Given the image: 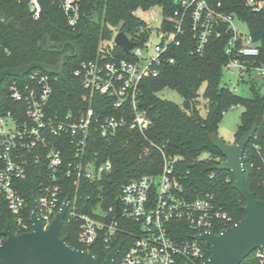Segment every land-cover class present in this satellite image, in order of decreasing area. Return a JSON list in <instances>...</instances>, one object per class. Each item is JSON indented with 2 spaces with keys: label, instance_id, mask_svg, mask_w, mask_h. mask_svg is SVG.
<instances>
[{
  "label": "built area",
  "instance_id": "obj_1",
  "mask_svg": "<svg viewBox=\"0 0 264 264\" xmlns=\"http://www.w3.org/2000/svg\"><path fill=\"white\" fill-rule=\"evenodd\" d=\"M26 1L32 18L39 20L42 1ZM53 1L75 27L81 18L79 0ZM160 1L159 43L150 41L152 26L147 23L141 30L148 33L146 40L137 44L129 36L135 42L126 52L129 58L82 61L74 71L88 92L85 107L55 109V83L60 76L41 68L9 84V96L18 106L0 113V204L12 215L13 224L0 231V246L7 239L3 232L8 225L15 235L33 230L34 201L47 228L67 196L64 224L77 225V247L94 252L98 246L106 251V258L121 245L115 264H201L209 255V246L197 236L210 231L220 234L232 225V217L217 206L213 196L195 194L179 182L174 156L160 146L162 166L123 182L114 204L105 205L101 197L92 206L80 204L83 195L79 190L102 182L114 169L112 160L104 158L100 142L108 143L122 130L136 131L147 139L145 131L152 120L141 103L142 84L176 62L173 49L184 37L194 40L193 53L203 54L210 40L228 33L226 66L238 71L239 82L264 81L259 42L238 28L236 20H241L223 10L221 1ZM245 4L264 11V0H245ZM256 149L258 168L264 170V151L260 146ZM30 177L36 183L31 203L25 192ZM71 188L73 196L66 191ZM87 200L92 201V196ZM254 252L257 264H264V248Z\"/></svg>",
  "mask_w": 264,
  "mask_h": 264
},
{
  "label": "trees",
  "instance_id": "obj_2",
  "mask_svg": "<svg viewBox=\"0 0 264 264\" xmlns=\"http://www.w3.org/2000/svg\"><path fill=\"white\" fill-rule=\"evenodd\" d=\"M41 1V18L34 20L26 0H0V72L33 62L57 66L65 56V78L59 77L56 81L53 99L55 109L62 112L85 107L88 103V92L74 75L81 62L129 58L123 48L113 42L116 34L125 31L137 44L146 40L148 33L141 30L147 23L138 18L135 11L138 7L148 8L161 3L160 0H79L81 18L75 27H71L57 3ZM219 1L223 10L236 15L248 26L260 44V58L264 60V11L252 10L245 0ZM166 4L169 10L172 9L169 3ZM228 38V33L213 38L203 54H196L192 52L194 40L184 37L181 45L173 49L176 62L164 66L159 77L144 81L141 103L152 120L145 135L156 146L130 130L120 131L106 144L100 142L104 158L112 160L114 169L102 182L86 184L79 190L83 195L82 206H92L100 197L104 198L105 205L114 204L123 182L162 166V155L157 148L160 146L174 156L179 182L186 189L202 196H213L217 206L232 217V224L243 219L246 216L245 200L234 188L232 173L217 169L225 158L210 140L211 134L218 133L224 114L235 105L244 107L236 141L256 124L244 152L245 184L258 199L264 200V170L258 168L260 155L256 149L260 146L264 151V92L256 82H251V96L245 97L222 83L223 69L228 62L225 53ZM67 53L71 56H66ZM13 80L21 78L9 75L3 80L0 113L18 106L8 91ZM203 87L204 113L200 95ZM167 88L183 96L182 105L160 95ZM253 161L256 163L252 166ZM25 184L31 203L36 183L30 177ZM66 191L71 196L75 193L72 188ZM88 195L92 196V201L87 200ZM8 223L13 224L12 215L4 204H0V231ZM77 231L76 224L65 222L61 235H68V242L77 247ZM93 250L103 262L106 251L98 246ZM211 253L209 246L208 257ZM257 262L255 252H252L241 264Z\"/></svg>",
  "mask_w": 264,
  "mask_h": 264
},
{
  "label": "water",
  "instance_id": "obj_3",
  "mask_svg": "<svg viewBox=\"0 0 264 264\" xmlns=\"http://www.w3.org/2000/svg\"><path fill=\"white\" fill-rule=\"evenodd\" d=\"M114 43L121 46L127 53L135 45L125 31L116 34ZM66 56H71V53H67ZM64 66L65 56L61 58L57 66L44 62H33L6 68L0 72V93L6 76L22 77L34 68H41L64 79ZM255 130L256 124L243 133L239 140L231 144L227 143L218 133L210 135L213 146L225 158L217 169L232 173L234 188L246 203L244 207L246 216L220 234L210 231L197 236L212 249L210 257L201 264H241L257 248L261 246L264 248V200L258 199L245 184L244 152ZM69 201L70 196H67L60 211L47 228H44L43 222L38 217L37 202L34 201V212L31 216L33 230L15 235L9 225L6 227L3 233L7 239L0 246V264H115L121 245H118L101 262L92 250L75 247L68 242V235H61ZM117 210L119 213V207Z\"/></svg>",
  "mask_w": 264,
  "mask_h": 264
},
{
  "label": "rangeland",
  "instance_id": "obj_4",
  "mask_svg": "<svg viewBox=\"0 0 264 264\" xmlns=\"http://www.w3.org/2000/svg\"><path fill=\"white\" fill-rule=\"evenodd\" d=\"M152 12L156 14V17L153 18ZM135 14L142 21L150 24L152 26L151 30V38L150 41L153 44L159 43L161 41V34L159 32V28L162 23L163 14H162V6L160 4H154L148 8L138 7L135 11ZM236 25L238 28L244 33L248 34L249 28L243 22L236 20ZM114 42V41H113ZM113 46V43H111ZM239 74L235 68L232 67H224L223 75H222V83L228 84L233 90H235L238 94L243 95L245 97L251 96V90L249 85L239 82ZM257 87L264 92V81H257ZM204 87L200 91L201 101H202V113L205 112L204 103L205 99L203 97ZM160 95L163 98L169 99L177 104L182 105L184 102L183 96L176 90L165 89ZM244 113V107L242 105H235L230 108L223 116L220 125L218 134L222 137L227 143H234L236 141V131L238 126L241 124L242 115Z\"/></svg>",
  "mask_w": 264,
  "mask_h": 264
}]
</instances>
